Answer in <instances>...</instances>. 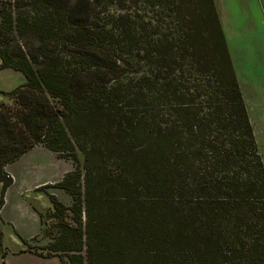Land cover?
<instances>
[{"label": "trees", "instance_id": "16d2710c", "mask_svg": "<svg viewBox=\"0 0 264 264\" xmlns=\"http://www.w3.org/2000/svg\"><path fill=\"white\" fill-rule=\"evenodd\" d=\"M0 70L26 78L0 106L2 197L37 146L74 165L39 257L264 264V164L214 0H0Z\"/></svg>", "mask_w": 264, "mask_h": 264}, {"label": "rangeland", "instance_id": "374dc122", "mask_svg": "<svg viewBox=\"0 0 264 264\" xmlns=\"http://www.w3.org/2000/svg\"><path fill=\"white\" fill-rule=\"evenodd\" d=\"M214 2L264 164V0ZM25 83L26 78L22 73L0 70V106L10 105L12 101L6 93ZM46 152L50 158H43L39 164L27 160L33 156L31 152L6 168L13 184L4 198L3 185L0 184V264H62L58 258H42L36 252L47 253L44 247L52 241L53 236L48 238L45 232L53 229L56 223L49 220L45 227L42 224L41 216L47 219L52 212L46 193L55 194L69 206L72 203L63 191L48 187L72 171L74 165L71 161L56 158V154ZM79 158L81 163L84 162L83 154L79 153ZM114 164V160L109 163Z\"/></svg>", "mask_w": 264, "mask_h": 264}, {"label": "crops", "instance_id": "0c3cea01", "mask_svg": "<svg viewBox=\"0 0 264 264\" xmlns=\"http://www.w3.org/2000/svg\"><path fill=\"white\" fill-rule=\"evenodd\" d=\"M40 148V147H42L41 148V150L39 149V151H36V150H38V148ZM37 147H35L33 150H31L29 153H27L26 155H24L23 157H25V156H28V154H30L31 152H33V156L32 157H30V158H28L27 160H31V161H33L35 164H39V163H41V161H42V159L43 158H50V156H49V154H47V152L46 151H48V152H50V153H52V154H54L55 155V153H53V152H51L50 150H48L47 148H45V147H43V146H41L40 145V147L39 146H37ZM43 150H46V151H43ZM56 156V155H55ZM22 157V158H23ZM22 158H20V159H22ZM56 158H57V156H56ZM19 159V160H20ZM18 162V161H17ZM62 180V179H61ZM61 180H59V181H61ZM58 181V182H59ZM53 259V258H52Z\"/></svg>", "mask_w": 264, "mask_h": 264}]
</instances>
